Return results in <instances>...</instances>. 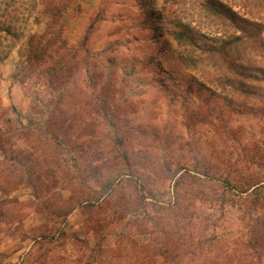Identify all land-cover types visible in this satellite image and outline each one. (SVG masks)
Returning a JSON list of instances; mask_svg holds the SVG:
<instances>
[{
    "label": "rangeland",
    "instance_id": "rangeland-1",
    "mask_svg": "<svg viewBox=\"0 0 264 264\" xmlns=\"http://www.w3.org/2000/svg\"><path fill=\"white\" fill-rule=\"evenodd\" d=\"M222 1L242 17L264 22V2ZM97 5L92 14L103 12L101 19L85 49L73 46L75 56L57 83L46 72L29 70L21 52L26 37L40 36L50 21L43 4L21 27L26 37L0 64V251L11 263L20 254L54 247L49 264L78 258L81 264H135L124 233L142 240L141 219L162 217L161 207H167L193 216L195 239L215 234L216 246L232 252L215 250L207 254L208 264H238L232 245L243 239L258 242L264 254V202L257 207L244 199L250 193L253 198L254 187L243 192L264 181L260 93L233 97L238 107L222 86L207 83L202 91L205 79L175 63L138 0ZM248 49L239 45L233 60L242 56L238 62L252 63ZM217 58L218 73L228 74L232 60ZM257 58L264 65V54ZM161 64L163 78L157 74ZM249 81L260 85L259 76ZM18 160H31L30 172ZM114 178L113 188L101 194L103 182ZM258 193L264 198V185ZM89 201L99 205L93 212L83 208ZM58 208L68 215H55ZM44 233L62 245L44 244ZM189 246L180 247L188 254L179 264H204L190 257Z\"/></svg>",
    "mask_w": 264,
    "mask_h": 264
},
{
    "label": "trees",
    "instance_id": "trees-1",
    "mask_svg": "<svg viewBox=\"0 0 264 264\" xmlns=\"http://www.w3.org/2000/svg\"><path fill=\"white\" fill-rule=\"evenodd\" d=\"M138 2L144 10L146 20L155 22L153 29L156 38L164 43L165 50L171 52L175 63L179 67L196 71L195 74L199 73V77L195 75V78L205 79V82L200 81L202 91L208 89L207 83L222 86L228 92L226 99L238 107L240 103L236 104L235 100L232 101L233 97L240 98L239 96L260 93L256 109L264 110V65L257 58L258 53L264 54V22L242 17L232 5L222 0H161L160 4L157 0H138ZM257 2L262 4L264 0H257ZM40 4L45 5L42 13H49L50 21L40 36L31 33L26 37L21 27L38 10ZM97 8H99L97 0H0V64L8 59L12 50L24 36L27 39L21 52L26 56L29 70L46 72L55 80L51 81L57 83L69 57L74 58L75 56L73 53L76 51L73 46L79 44L83 46V49L86 48L90 32L101 19L100 14H103L99 11L93 15L92 10ZM244 43L249 45L246 51L252 53V63L238 62L237 59L242 56L234 60L232 58L233 52ZM218 56H223L224 60L225 58L232 60L228 65V74H221L216 70ZM207 66L209 69L206 71ZM160 67H158L157 74L163 78L164 74H161V71L164 73L166 69L162 64ZM167 71L172 76L174 75L173 70ZM258 76L260 85L251 86L249 80L257 79ZM190 86H193V81ZM227 87L230 90H227ZM3 137L4 135L0 133V147H3ZM17 163L28 170V163H31V160H18ZM26 175L30 181H34L31 173H26ZM184 176L182 174L177 179L175 186H178ZM115 178L103 182L104 190L101 194L113 188ZM262 182L264 181L251 184L243 190L248 193L254 187L252 189L253 195L255 194L253 198L250 200L252 193L244 198L253 206L258 207L264 202L261 194L258 195L264 185L261 184ZM82 205L89 212H93L99 206L94 201ZM46 208H44L45 212ZM161 209L164 216L155 217L154 220L149 221L141 219L137 233L143 237L142 240L137 241L130 232L124 233L128 237L129 246H131L130 253L134 257L135 264H179L184 254H188V250H180V247L189 245L191 249L194 248L190 257L195 256L202 259L205 261L204 264H208V256L215 250L226 256L232 255V252L224 250L222 246H216L218 238L215 234L210 236L199 234L196 240L194 234L189 231L194 224L192 215L182 213L180 208H177L175 213L169 212L170 208L167 207H161ZM59 211L61 210L58 208L55 215L56 213L59 216L68 215V213L60 214ZM200 227L206 229L204 226ZM250 229L257 234L256 227L250 226ZM62 236H66V233L63 232ZM37 238L34 239L35 242ZM39 238L44 244L59 245L60 243L54 234L44 233ZM76 241L79 242V239ZM232 247L234 256L238 255L240 264H264L263 248L255 240H238ZM53 248L33 250L19 264H49L56 257L50 254ZM236 248L238 249L237 255ZM7 259L8 255L0 251V264H14L8 262ZM81 261L80 258L73 259L70 260V264H81ZM91 261L88 259L85 264H91ZM216 261L218 260L211 262Z\"/></svg>",
    "mask_w": 264,
    "mask_h": 264
},
{
    "label": "crops",
    "instance_id": "crops-1",
    "mask_svg": "<svg viewBox=\"0 0 264 264\" xmlns=\"http://www.w3.org/2000/svg\"><path fill=\"white\" fill-rule=\"evenodd\" d=\"M35 240H33V242H34ZM32 249V247L31 248H29L28 249V251L29 250H31ZM27 253H24L23 255L22 254H20V257H19V259H21L20 261H18L17 263H14V264H19L22 260H24V257H25V255H26Z\"/></svg>",
    "mask_w": 264,
    "mask_h": 264
}]
</instances>
